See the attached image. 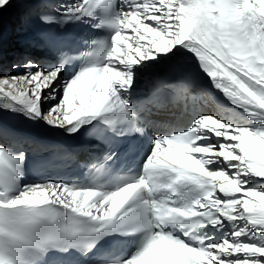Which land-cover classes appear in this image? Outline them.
I'll use <instances>...</instances> for the list:
<instances>
[{
    "label": "snow or ice",
    "instance_id": "snow-or-ice-1",
    "mask_svg": "<svg viewBox=\"0 0 264 264\" xmlns=\"http://www.w3.org/2000/svg\"><path fill=\"white\" fill-rule=\"evenodd\" d=\"M13 3L30 23L32 0ZM37 18L99 31L8 69L0 44V110L85 146L64 157L74 178L30 182L27 140L0 124V264H264V0H63ZM178 55L194 71L162 72ZM177 100L181 126L158 123Z\"/></svg>",
    "mask_w": 264,
    "mask_h": 264
},
{
    "label": "bare ground",
    "instance_id": "bare-ground-1",
    "mask_svg": "<svg viewBox=\"0 0 264 264\" xmlns=\"http://www.w3.org/2000/svg\"><path fill=\"white\" fill-rule=\"evenodd\" d=\"M44 0H32V8L34 11L37 7L43 6L48 9V6L43 4ZM63 0H56L55 6L62 3ZM20 5L18 3H13L11 7L0 10V33H2V40H0V44H2V63L5 69L10 68V66L18 61H20L23 57L30 56L37 60H45L51 59L53 55H51L45 48L42 47V43L33 34L28 32L24 27L23 16L19 13ZM184 63H190V60L183 56L178 55L173 57L171 60H167L161 66V71L164 70L165 67H173L176 65H184ZM12 73H16V69H12ZM152 81L153 77L149 76L144 78L140 84V90L142 95H150L152 89ZM3 114L7 115L10 118L18 119L25 123L42 125L43 127H47L42 121L32 122L26 120L23 115L19 113H12L0 110ZM174 111L169 110V108H165L164 115L160 114L159 111L154 110V118L157 117L161 119V121L171 124L175 122V118L173 116ZM55 130V129H53Z\"/></svg>",
    "mask_w": 264,
    "mask_h": 264
}]
</instances>
